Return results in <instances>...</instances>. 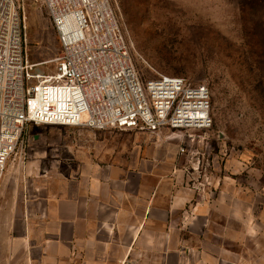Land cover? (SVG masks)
<instances>
[{"label":"crops","instance_id":"obj_1","mask_svg":"<svg viewBox=\"0 0 264 264\" xmlns=\"http://www.w3.org/2000/svg\"><path fill=\"white\" fill-rule=\"evenodd\" d=\"M135 132L20 169L0 264H264V212L236 169L211 168L204 192L182 144Z\"/></svg>","mask_w":264,"mask_h":264},{"label":"rangeland","instance_id":"obj_2","mask_svg":"<svg viewBox=\"0 0 264 264\" xmlns=\"http://www.w3.org/2000/svg\"><path fill=\"white\" fill-rule=\"evenodd\" d=\"M20 2L28 61L38 64L34 73H51L61 50L57 31L44 6L35 0ZM110 2L143 81L168 74L210 90L209 129L160 132L187 149L184 163L195 173L194 182H200L206 192L211 168H235L236 173L229 176L242 182L245 200L258 199L263 213L264 0ZM137 134L134 130L27 125L0 178V229L8 227L21 184L19 171L28 163L49 168L94 146L123 145Z\"/></svg>","mask_w":264,"mask_h":264},{"label":"built area","instance_id":"obj_3","mask_svg":"<svg viewBox=\"0 0 264 264\" xmlns=\"http://www.w3.org/2000/svg\"><path fill=\"white\" fill-rule=\"evenodd\" d=\"M35 2L61 50L53 72L34 73L21 2L0 0V178L32 123L154 133L212 126L206 85L168 74L141 79L110 0Z\"/></svg>","mask_w":264,"mask_h":264}]
</instances>
